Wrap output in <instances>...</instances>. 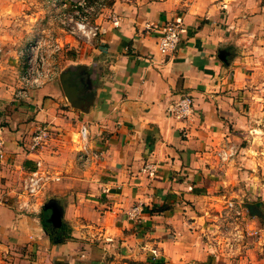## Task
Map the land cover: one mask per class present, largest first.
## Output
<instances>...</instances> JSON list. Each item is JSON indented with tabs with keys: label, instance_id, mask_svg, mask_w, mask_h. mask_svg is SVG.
<instances>
[{
	"label": "crops",
	"instance_id": "obj_1",
	"mask_svg": "<svg viewBox=\"0 0 264 264\" xmlns=\"http://www.w3.org/2000/svg\"><path fill=\"white\" fill-rule=\"evenodd\" d=\"M36 2L0 0V264L13 247L35 248L34 264H215L216 221L227 202L242 203L253 185L242 158L216 156L221 146L234 149L229 143L246 103L247 59L239 57L246 50L233 33L246 6L115 0L96 19L103 34L55 38L53 81L15 102L22 62L11 44L44 38L30 24L35 14L28 8ZM168 21L183 29L176 50L163 56L158 29ZM63 74L76 90L74 105ZM183 95L194 101L186 122L166 111ZM42 124L53 126L51 137L29 153ZM37 159L56 170L49 169L55 183L65 172L67 186L26 211L16 182ZM134 206L139 222L127 216ZM55 214L58 226L50 222Z\"/></svg>",
	"mask_w": 264,
	"mask_h": 264
},
{
	"label": "rangeland",
	"instance_id": "obj_2",
	"mask_svg": "<svg viewBox=\"0 0 264 264\" xmlns=\"http://www.w3.org/2000/svg\"><path fill=\"white\" fill-rule=\"evenodd\" d=\"M114 1L37 0L35 4L29 5L28 8L30 12H34L35 14V20H31L30 24L33 29L45 32L43 36L49 41L50 45L56 43V37L65 34L82 40L83 38L78 34L71 33L72 27H76V22L86 21L90 25L95 24L96 19L100 17L105 9H109ZM249 1L254 2L255 7H247ZM241 2H243L241 5L244 8L246 6L247 12L241 11V15L238 16V19L241 21L240 23H235L233 33L235 34L237 44L246 50L245 54L239 55L240 58L245 57L247 59L245 60V62L247 61L246 66L248 68L246 71L247 82L244 90L245 93L242 95V99L245 98L246 103H241V114H238L239 118L236 122V137L229 143V147H234L233 154L229 158H223V151L228 150V148L223 149L222 147L224 146H221L216 152V156L220 162H230L236 157L242 158L245 162L243 169L248 174L253 185L250 190V196L242 199L243 204L236 203L238 202L237 200H230L221 211L219 221H216V236L218 239L215 252L220 256V259L216 260L215 264H264V0H241ZM243 15L246 18H242ZM254 16H259V18L254 20L252 19ZM35 40L36 37L27 43V40L21 39L17 40V43L13 42L11 44L19 48L17 51V63H19V60L22 62V69H16L13 96L20 87V78L26 68L28 58L27 47ZM50 45L49 47H52ZM49 52H52V49ZM58 54L54 56L55 62L58 61ZM48 56L50 60L51 54L49 53ZM42 125L49 126V139L53 126L49 124ZM53 137L56 138L55 135ZM40 150L41 148L38 151ZM0 155V159H2V153ZM34 167L35 161L33 166L22 174L19 182H16L18 186V188L16 187L18 189L16 190V195L22 201L23 199L25 200V203H22L21 206L23 209H27V205L32 206L36 204L38 198L44 203L47 197L59 196L58 186L61 184L65 188L67 186L65 182L68 180L66 178L68 175L62 170H58L59 172L62 171V173L60 172L61 181L59 183H55L59 178L50 173L52 177L58 178V180L46 183L47 185L35 199L24 196L23 182ZM42 167L49 172L50 170H55L47 165L45 166L44 163ZM45 189L49 190L42 197L41 195ZM250 206L257 207L260 212L259 216H251L249 214ZM136 207L138 206L132 207L127 216L129 219L139 222V213L136 218L131 216L132 209ZM26 211L29 210L27 209ZM34 250L35 248L27 247L8 249L4 253L5 264H20V261L34 264L36 261V252Z\"/></svg>",
	"mask_w": 264,
	"mask_h": 264
},
{
	"label": "built area",
	"instance_id": "obj_3",
	"mask_svg": "<svg viewBox=\"0 0 264 264\" xmlns=\"http://www.w3.org/2000/svg\"><path fill=\"white\" fill-rule=\"evenodd\" d=\"M182 23L179 21H168L158 29L157 48L163 56L174 52L180 42ZM77 32V33H76ZM71 33L79 35L84 40L96 38L103 34L104 31L99 24L90 25L86 21L76 22V27H72ZM49 41L46 38L36 37L27 47L28 58L26 68L20 78V87L13 96L15 102L25 103L29 98L30 91L47 85L52 82L56 75V68L52 67L50 60L58 53L57 43L49 47ZM52 49L51 59L49 60L48 51ZM45 56V57H44ZM53 56V57H52ZM167 114L178 121H188L194 112L193 98L183 95L173 100L167 107ZM49 126L38 125L32 132L29 153H34L42 148L44 142L49 137ZM86 129H80L82 139L86 137ZM85 149V148H84ZM233 154V148L223 151V158H229ZM1 158V155H0ZM43 163L40 159L35 160V167L29 172L23 182V195L35 199L39 196L43 188L53 180L58 178L52 177L48 170H44ZM139 206L132 209L131 216L136 218L139 213Z\"/></svg>",
	"mask_w": 264,
	"mask_h": 264
},
{
	"label": "water",
	"instance_id": "obj_4",
	"mask_svg": "<svg viewBox=\"0 0 264 264\" xmlns=\"http://www.w3.org/2000/svg\"><path fill=\"white\" fill-rule=\"evenodd\" d=\"M66 78V75L63 74L61 77H60V81L62 83V87H63V90H64V93L67 97V99L74 105V101L76 100L74 97H75V93H76V90L72 87H69L64 79ZM249 214L251 216H259L260 212L259 210L257 209V207L255 206H250L249 207ZM50 222L54 225V226H58V223L60 222V219H59V215L58 214H55L51 217L50 219Z\"/></svg>",
	"mask_w": 264,
	"mask_h": 264
}]
</instances>
